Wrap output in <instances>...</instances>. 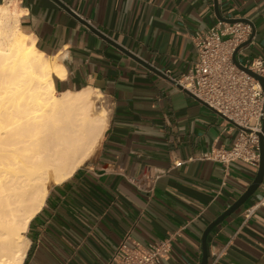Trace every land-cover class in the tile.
I'll use <instances>...</instances> for the list:
<instances>
[{
	"label": "crops",
	"instance_id": "crops-1",
	"mask_svg": "<svg viewBox=\"0 0 264 264\" xmlns=\"http://www.w3.org/2000/svg\"><path fill=\"white\" fill-rule=\"evenodd\" d=\"M217 3L222 18L253 24L254 37L237 59L264 57V0ZM1 6L17 12L38 50L59 59L62 91L92 88L110 104L95 153L48 188L28 225L22 264H107L125 239L146 246L175 233L160 264H199L203 231L257 172L240 161L225 168L204 159L211 148H231L238 130L171 82L195 59L192 37L219 21L213 0H0ZM260 201L244 220L243 210ZM206 246L207 264H264V179L210 232Z\"/></svg>",
	"mask_w": 264,
	"mask_h": 264
},
{
	"label": "bare ground",
	"instance_id": "bare-ground-1",
	"mask_svg": "<svg viewBox=\"0 0 264 264\" xmlns=\"http://www.w3.org/2000/svg\"><path fill=\"white\" fill-rule=\"evenodd\" d=\"M0 7V264H22L28 225L48 185L60 184L97 150L107 111L92 88L56 92L66 71Z\"/></svg>",
	"mask_w": 264,
	"mask_h": 264
},
{
	"label": "built area",
	"instance_id": "built-area-1",
	"mask_svg": "<svg viewBox=\"0 0 264 264\" xmlns=\"http://www.w3.org/2000/svg\"><path fill=\"white\" fill-rule=\"evenodd\" d=\"M251 33V26L247 23L223 21L196 33L192 37L195 59L186 73L173 79L220 115L248 130L237 129L238 136L231 148H211L204 155L205 160L219 163L225 168L235 161L258 168L260 150L257 134L262 135L264 151L262 88L258 81L238 69L232 61L235 49L246 42ZM238 62L264 78V57ZM181 164L177 162L174 166ZM146 192H151V187L146 188ZM262 202L247 206L242 212L243 219H250ZM175 235L177 233L146 246L135 242L128 245L125 239L115 248L107 264H160L168 258Z\"/></svg>",
	"mask_w": 264,
	"mask_h": 264
},
{
	"label": "water",
	"instance_id": "water-1",
	"mask_svg": "<svg viewBox=\"0 0 264 264\" xmlns=\"http://www.w3.org/2000/svg\"><path fill=\"white\" fill-rule=\"evenodd\" d=\"M58 3V2H57ZM213 4H214V11L216 14V17L219 21H223V22H228V23H235V22H244V23H249L251 28H252V33L250 38L244 42L243 44H241L240 46H238L233 55H232V61L235 64V66L246 72L250 77H252L253 79H255L256 81H258V83L260 84L263 94H264V78H262L261 76L251 72L248 69H245L239 62L237 59V53L244 47H246L252 40V38L254 37L255 34V30L253 27V24H251L250 22L246 21V20H241V19H225L222 18L219 15L218 12V3L217 0H213ZM62 8H64L71 16H73L74 18H76L79 22H81L82 24H86V21L82 20L81 18H79L74 12H72L69 8L60 5ZM87 28L93 32L94 34H96L97 36L103 38L104 40H106L108 43L112 44L113 46H115V44H113L110 40L104 38L103 36H101L96 30H94L92 28V26H90L88 23L86 24ZM116 47V46H115ZM123 51V50H122ZM126 55L132 57L134 60H136L138 63L142 64L143 66H145L148 70L154 72L155 74H158V72L150 67L148 64H145L144 62H142L141 60L137 59L135 56L129 54L128 52L123 51ZM160 75V74H159ZM174 85H176V87L178 89H181L182 91H184L187 95L191 96L192 98H194L196 101H198L199 103H201L202 105L206 106L208 109H210L211 111L217 113L218 115H220L218 112H216L214 109L210 108L208 105H206L204 102H202L200 99H198L196 96H194L192 93H190L189 91L183 89L179 84H177L176 82H174V80L171 81ZM221 117H223L222 115H220ZM224 119H226L225 117H223ZM230 124H232L233 126H235L238 130H242V131H248L240 126H238L237 124H235L234 122H232L231 120L226 119ZM262 133H264V118L262 121ZM258 138H259V154H260V159H259V165L257 168V172L255 174L254 179L252 180L251 184L246 188V190L243 192V194L229 207L227 208V210H225L220 216H218L214 221H212L203 231L202 233V237H201V250H202V257H201V261L199 264H207V246H206V240L208 235L210 234V232L217 227L220 223H222L227 217H229L232 213H234L235 211H237L239 208H241L251 197L252 195L255 193V191L257 190V188L261 185V183L263 182L264 179V159H263V146H262V135L261 134H257Z\"/></svg>",
	"mask_w": 264,
	"mask_h": 264
},
{
	"label": "rangeland",
	"instance_id": "rangeland-1",
	"mask_svg": "<svg viewBox=\"0 0 264 264\" xmlns=\"http://www.w3.org/2000/svg\"><path fill=\"white\" fill-rule=\"evenodd\" d=\"M246 58V57H245ZM54 80V83H55V88H56V92L59 93L61 92L62 90L60 89V87L57 85L56 83V80ZM73 90V89H72ZM77 90V89H75ZM97 106L99 107H102L103 109H105L107 111V120H108V116H109V112H110V104L107 100H105V98H103L102 96L99 95V98H98V102H97ZM53 185L52 183H50L48 185V188Z\"/></svg>",
	"mask_w": 264,
	"mask_h": 264
}]
</instances>
